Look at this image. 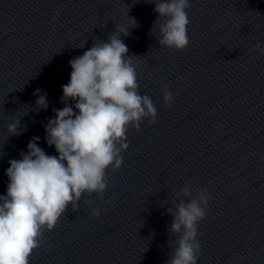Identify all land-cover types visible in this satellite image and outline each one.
<instances>
[{
	"label": "clouds",
	"instance_id": "9594fccd",
	"mask_svg": "<svg viewBox=\"0 0 264 264\" xmlns=\"http://www.w3.org/2000/svg\"><path fill=\"white\" fill-rule=\"evenodd\" d=\"M158 13L160 46L183 50L189 45L188 10L190 0H153ZM136 27L134 18H130ZM129 27L116 25L107 42L100 40L83 55L69 61V82L62 86V109L45 125V142L58 155H49L39 147L40 137L30 139L20 159H10L5 170L6 194L0 195V264H29L33 250L40 247L43 231H51L69 205L79 207L85 193H96L103 199L107 189L106 172L123 165L121 153L128 148L129 128L137 131L145 118L155 123L157 109L148 95L138 91L136 65L128 55L122 36ZM264 55L260 43L254 46ZM36 105L47 109V94L37 89ZM71 100L74 104L69 105ZM165 105L174 102L165 88ZM20 121L9 123L10 135H19ZM191 196V185L182 189ZM207 190L189 202L181 200L173 209L170 233L178 236L168 264H197L200 243L198 223L206 217ZM101 209H93L97 217Z\"/></svg>",
	"mask_w": 264,
	"mask_h": 264
},
{
	"label": "water",
	"instance_id": "95a60500",
	"mask_svg": "<svg viewBox=\"0 0 264 264\" xmlns=\"http://www.w3.org/2000/svg\"><path fill=\"white\" fill-rule=\"evenodd\" d=\"M189 45L160 46L153 0H0V111L62 93L69 61L116 25L136 72L264 47V0H190ZM136 21L133 27L132 20Z\"/></svg>",
	"mask_w": 264,
	"mask_h": 264
}]
</instances>
